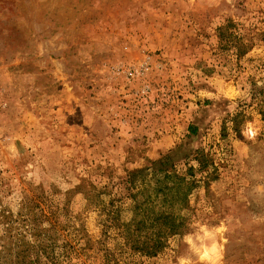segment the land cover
Wrapping results in <instances>:
<instances>
[{"label": "rangeland", "instance_id": "rangeland-1", "mask_svg": "<svg viewBox=\"0 0 264 264\" xmlns=\"http://www.w3.org/2000/svg\"><path fill=\"white\" fill-rule=\"evenodd\" d=\"M200 151L190 234L146 258L106 231L130 172ZM36 196L71 264H264V0H0V210Z\"/></svg>", "mask_w": 264, "mask_h": 264}, {"label": "trees", "instance_id": "trees-1", "mask_svg": "<svg viewBox=\"0 0 264 264\" xmlns=\"http://www.w3.org/2000/svg\"><path fill=\"white\" fill-rule=\"evenodd\" d=\"M229 28L228 23L218 29L220 40L229 43L225 37L231 38L235 44ZM195 160L199 168H189L185 173L168 166L167 161L154 172L147 167L130 172L128 209L101 207L107 219L102 222L106 231L117 232L127 248L146 258L158 257L172 242L190 234V198L199 187L195 172L206 173V187L212 179L210 160L204 151L198 152ZM99 195L92 194L88 199L100 198ZM27 199L17 213L0 210V264H71L70 255L76 247L62 240L67 230L60 220L64 209L45 203L38 196Z\"/></svg>", "mask_w": 264, "mask_h": 264}, {"label": "built area", "instance_id": "built-area-1", "mask_svg": "<svg viewBox=\"0 0 264 264\" xmlns=\"http://www.w3.org/2000/svg\"><path fill=\"white\" fill-rule=\"evenodd\" d=\"M141 71H142V70H141ZM139 73H140V71H138V70L135 71V74H136V75L139 74Z\"/></svg>", "mask_w": 264, "mask_h": 264}]
</instances>
